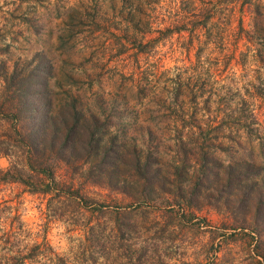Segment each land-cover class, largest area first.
I'll list each match as a JSON object with an SVG mask.
<instances>
[{
  "label": "rangeland",
  "instance_id": "obj_1",
  "mask_svg": "<svg viewBox=\"0 0 264 264\" xmlns=\"http://www.w3.org/2000/svg\"><path fill=\"white\" fill-rule=\"evenodd\" d=\"M20 76L52 116L33 141L12 115ZM41 160L47 192L0 180V254L264 264V0H0V169L37 184ZM228 164L248 166L232 186Z\"/></svg>",
  "mask_w": 264,
  "mask_h": 264
},
{
  "label": "trees",
  "instance_id": "obj_2",
  "mask_svg": "<svg viewBox=\"0 0 264 264\" xmlns=\"http://www.w3.org/2000/svg\"><path fill=\"white\" fill-rule=\"evenodd\" d=\"M210 13V12H209ZM208 14V13H207ZM206 14V16H208ZM29 81L30 78L26 77ZM25 79V81H27ZM15 82L17 83V88L13 90L11 93L12 96H15V99L11 103L12 105V115L14 117L22 118L23 120H26L27 123L33 124L26 133L28 134V137H30L31 141H33V137H44L45 136V127L46 124L52 121V116L50 115V111L48 110V102L46 101V98L44 95H42L44 90V85L39 86V83L35 82L34 78L30 83L25 84L26 82H23V78L17 77ZM12 84L9 83V85ZM225 122L221 120L220 122L213 125L215 129H222L224 128ZM201 130V129H200ZM34 135V136H32ZM66 139L63 140V142ZM178 141L181 143L179 144L178 148L180 153L183 155V159L189 163L190 157L189 154L191 153V150L189 148V141L185 143L183 141L182 134L180 133L178 136ZM209 149V150H208ZM223 149V148H222ZM211 147L207 146L205 148H201L200 152L203 156V163L204 169L201 171L205 179H213L211 176L214 175L213 168L209 169V164H207L210 160L207 158L211 154L210 152ZM36 151V150H34ZM205 156V157H204ZM140 161V160H139ZM142 162V165H137V171L140 175H142L144 179V186L149 187L150 189H154V183L157 179V175L155 173L149 174L150 170L152 168L153 162L147 158L145 161ZM29 165V169L33 168L30 162H27ZM40 167L38 169H35V175L39 179V182L33 183L30 182L27 178H25L22 174L14 173L11 167H7L6 169H0V180H6V179H19L26 185H32V190L34 191H42L47 192L49 189H51V184H58V180L56 179L55 173L50 167V164L48 163V160H41ZM226 168L228 170L226 171V180L227 184L231 183V186L235 184V181L239 182V178H243V175L245 172H247V167L242 168H236L233 167L231 164L226 165ZM231 171V172H229ZM30 173V172H29ZM230 173V174H229ZM32 174V173H31ZM30 174V175H31ZM29 175V176H30ZM234 183V184H233ZM65 192H68L69 190H62ZM77 192V196L80 198H85L79 191ZM103 204H100L98 206V210L102 211ZM85 207H90L87 204H85ZM91 227V226H90ZM9 253H2L0 254V264H26L27 259H31L36 255V245H33L27 252H21L17 251L14 252L13 250H10Z\"/></svg>",
  "mask_w": 264,
  "mask_h": 264
}]
</instances>
